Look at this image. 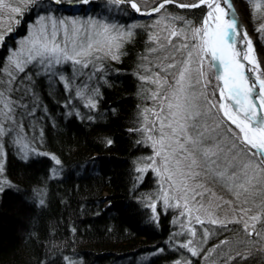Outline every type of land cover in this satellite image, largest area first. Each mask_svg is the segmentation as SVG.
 <instances>
[{
	"label": "snow or ice",
	"instance_id": "1",
	"mask_svg": "<svg viewBox=\"0 0 264 264\" xmlns=\"http://www.w3.org/2000/svg\"><path fill=\"white\" fill-rule=\"evenodd\" d=\"M49 2L63 5L72 0ZM76 2L88 4L90 0ZM111 2L128 3L136 13L149 16L162 14L169 4L181 9H205L201 26L191 28L190 41L188 34L179 29L166 28L163 36L149 35L148 53L141 57L135 75L141 81L142 98L152 101V106L141 110L140 126L129 131L140 133L142 138L137 144L150 147L152 155L141 158L135 171L141 176L149 170L155 173L160 180L158 195L162 196L165 207L181 208L180 216L189 217V223L195 220L203 228L202 240L198 243L206 242L215 234L212 229L203 227L206 223L226 231L230 230V224L241 225L242 239L221 240L211 250H197L193 239L180 242L177 247L186 249L191 257L203 254L211 264H217V259L220 264H242L254 252H264V76L257 75L254 79L245 76L241 60L249 61L248 53L225 44V26L231 30L229 35L239 34L234 18L223 19L226 9L231 11L230 0H196L190 4L158 0L150 9H142L136 0ZM37 6L39 0H0V47L5 46L6 39L15 31L10 23L6 29L3 25L14 21L18 27L25 13L34 11ZM178 19L161 15L156 23L177 22ZM179 22L186 23L182 19ZM257 31L264 32V25ZM132 36L131 28L91 18L79 22L57 18L42 9V14L38 13L30 26L29 34L5 58L6 63L0 60V150L7 137L17 146L22 159L28 158L27 151H35L24 144L21 134L24 124L20 117L25 113L18 110L31 114L24 103L29 92L23 86L25 82L31 84L33 77L40 75L58 77L66 90L74 89L75 96L86 101L85 108L95 109L99 88H89L87 81L74 86L75 76H87L88 81L93 77L103 78L105 61L119 62L124 55L121 49ZM181 36L184 39L177 44L173 38ZM241 36L245 47L251 48L247 33ZM177 54H180L179 59ZM206 56L210 66L218 68L215 80L222 81L211 92L208 91L210 81L202 71ZM215 61H219L220 67ZM66 64H71L75 70L71 77L60 71V66ZM85 69L89 71L86 73ZM5 156L6 153L0 151V160ZM52 159L57 165L61 163L55 156ZM2 173L0 164V175ZM141 176L137 180H141ZM214 187L226 190L233 200L218 197ZM3 190L0 182V192ZM165 191L172 195H165ZM148 199L147 206L156 213L157 202L151 194ZM171 200L177 203H170ZM43 203L41 199L40 204ZM225 205L237 219L229 218L227 213L224 217L218 215ZM189 234L196 237V229H189ZM212 252L216 253L215 257ZM65 260L73 264L69 258ZM175 264L190 262L177 260Z\"/></svg>",
	"mask_w": 264,
	"mask_h": 264
},
{
	"label": "trees",
	"instance_id": "2",
	"mask_svg": "<svg viewBox=\"0 0 264 264\" xmlns=\"http://www.w3.org/2000/svg\"><path fill=\"white\" fill-rule=\"evenodd\" d=\"M146 1L136 0L142 9L158 2L151 0L149 5ZM47 5L52 13L72 10L43 0L34 11L26 12L22 21H34L36 11ZM112 5L118 9L114 16L118 25L131 28L133 36L121 49L124 55L119 62L105 61L103 78L87 81L89 88H99L95 109L85 108L86 101L55 78L35 76L31 84L23 85L29 89L24 103L31 114L18 111L25 113L20 117L23 131L40 154L22 159L11 140L6 137L3 141L0 151L6 156L0 164L6 183L0 192V264H68L65 257L73 264L188 261L185 252L170 245L174 225L171 214L160 205L156 176L151 170L142 176L135 171L137 162L150 156L151 149L137 144L140 133L129 130L140 126L141 110L151 105L142 98L141 81L135 75L151 43L150 23L168 15L197 24L202 9L169 4L162 14L140 18L128 3L91 0L80 6L78 14L105 19ZM243 11L254 30L250 6H243ZM9 23L12 26L14 21L5 24ZM25 23L15 28L20 36L26 34ZM12 44L10 35L0 47V60L5 63ZM86 79L82 77V81ZM53 156L61 161L59 165ZM149 194L157 202L156 213L147 206ZM230 230L223 232L228 236ZM242 264H264V252H254Z\"/></svg>",
	"mask_w": 264,
	"mask_h": 264
},
{
	"label": "rangeland",
	"instance_id": "3",
	"mask_svg": "<svg viewBox=\"0 0 264 264\" xmlns=\"http://www.w3.org/2000/svg\"><path fill=\"white\" fill-rule=\"evenodd\" d=\"M39 1H43V0H39ZM109 1H111V0H109ZM234 1L236 3L238 11L240 12L241 16L243 17L245 23L248 26L250 34L254 38L255 48L257 49L258 53L262 56V58L264 60V32H258L257 31V29H259L261 27V25H264V0H234ZM146 2H148L147 4H149V5L152 4L151 0H147ZM73 3H77V2H73ZM246 4H248L251 8L250 14H251V20H252V23L254 25L253 28H254L255 32L249 26L246 15L244 14V11H243V6H245ZM64 5H70V7L77 6L76 4H72V2L71 3H65ZM43 10H46L49 12L50 7H48V5H47V6L43 7ZM67 10H69V8ZM79 10H80V8L78 7V8L72 9L70 11V13H68V14H65V13H54V14L56 15L57 18L75 19L78 22L79 21H87L88 19L91 18L93 20H98L101 23L108 22L109 24L118 25L117 19L114 18L115 14L118 13V9L115 8V6H113V5L109 6V9H108L109 14L105 17V19L94 17L93 15L88 14V13L78 14ZM41 12L42 11H40V10L36 11V17H35L34 21L36 20L38 13L42 14ZM49 13L51 14L52 12H49ZM166 16H168V15H166ZM202 16H203V12H201L200 20H199V23H197V24L194 21H190V20L186 21V23H181V22H179V19H178L177 22L163 21L161 24L157 25L156 21L161 18V16H159V17L155 18L150 23L149 30L151 32V35H153V36H163L165 34L164 30L166 28L168 30L179 29V30H182V32L188 34V39L190 41L191 40V28L201 26ZM34 21L26 22V23L24 21L22 22V23H25V28H26V34L25 35L20 36L16 30L11 33V35L14 38V44L9 46V53L13 48L18 47L19 41L25 39V37L29 34L30 26L33 24ZM4 25H5V26H3L4 29H6L9 26L8 24L7 25L4 24ZM78 26H79V24L77 25V27ZM11 27H14V29L17 28L15 23L12 24ZM173 39L175 40V42L177 44H181L184 37L181 36L179 39H176V38H173ZM179 56H180V54H177L178 59H179ZM193 68H195V65H193ZM65 69H68V70L64 71ZM60 71H63L64 75L70 76V77L73 76L74 72H75V70L72 68L71 64H66V65L60 66ZM84 71L87 73L89 70L85 69ZM202 71L205 73V77L210 81V83L208 85V91L211 92L215 88L216 84L221 83V81L217 82L215 80V76L217 74V71L215 70L214 67L210 66L209 57H207V56L205 57V63L203 64ZM48 77H50V76H48ZM50 78H55V79L59 80L58 77H50ZM86 81H88V80L86 79ZM81 82H82V77L79 75H76L75 79H74V86L80 85ZM88 82H90V81H88ZM148 87H154V86L148 85ZM74 93H75V91H74ZM151 106H152V101H151V105H149V107H151ZM148 116H149V119L151 120L152 116L150 113L148 114ZM21 134L24 137V144L30 146V148L33 149L31 147V144H30L31 142H29V140L26 137L23 129H21ZM15 147H17V146L15 145ZM34 150L35 151H27V149H26L28 157L31 155H38L37 154V153H39L38 150H36V149H34ZM19 153H20V151H19ZM20 155H21V153H20ZM150 155H152V149H151ZM2 160H0V163ZM154 175H155V173H154ZM156 178H157V181H158L159 186H160V180L157 176H156ZM0 182H2L3 184L6 183V180L3 177H1V175H0ZM213 190L216 192V195L218 197H223V199L226 201L227 200H233V197L226 190H223L219 187H214ZM160 193H161V188H160ZM164 194L169 195V196L172 195L171 192H167V191H165ZM170 203L175 204V203H177V201L171 200ZM160 205L162 206L163 210L165 212H169L171 214V217H172L171 219H172V222L174 225V230L172 232V235H171V238L169 241L171 247L182 250L183 252H185V254H187L186 256L188 257V261L190 262V264H191V262H193V264H211V260H205L203 258V254L201 256L191 257L190 253H188L186 249H182V248L177 247V245L180 242H186L189 239H193L194 246H196L197 250H200V249L211 250L213 248V246L216 244H219V242L221 240L228 239L231 241H235V240L243 238V233L240 231L241 225H239V224H230L229 228H231V226H234L236 229H234V230L231 229L229 231V233L227 234L228 236H226L223 232L224 230L218 229L216 226H213V225L206 223L203 227H207L209 229H212L215 232V234L210 235L206 242L198 243L199 241L202 240L203 228L200 225L196 224L195 220H192L191 223H189V219H190L189 217L180 216L179 213L182 210L181 208L165 207V205L163 204L162 196H160ZM226 213L229 215V218H231V219H237L238 218V217L231 216V214L228 212V206L227 205H225L224 211L218 212V215L220 217H224ZM201 218L204 219V216L201 215ZM191 228L196 229V231H197L196 237L190 236L189 229H191ZM241 250H243L242 247H241ZM215 256H216V253L212 252V257H215ZM217 264H220L219 259H217Z\"/></svg>",
	"mask_w": 264,
	"mask_h": 264
},
{
	"label": "bare ground",
	"instance_id": "4",
	"mask_svg": "<svg viewBox=\"0 0 264 264\" xmlns=\"http://www.w3.org/2000/svg\"><path fill=\"white\" fill-rule=\"evenodd\" d=\"M224 5L222 4V7ZM202 12L204 14L205 9L201 8ZM203 18V16H202ZM224 20H228L230 19V12L228 11V9H226V13L224 15ZM238 25H239V30L238 33L236 35H229L228 33V43L227 44H231L233 45V49L236 51H240L241 53L243 52H247L249 55V61H251V63H249V61H242L240 57H237V60H241V71L242 73H244L245 76L248 77H252L254 79L255 76L257 75H261L264 76V60L262 58V56L258 53L257 49L255 48V42H254V38L252 37V35L249 32L248 26L245 23L243 17L241 16L240 12L238 11V17L236 19ZM227 27H224V33L226 32ZM247 33V38L251 41L252 47L251 48H247L244 45L243 39L241 34L242 33ZM226 44V42H225ZM218 67L219 66V61H215L214 62ZM250 68H254L255 71L253 72H249L248 69ZM216 71H218V68H215ZM221 75H223V72H220ZM222 83V81H221ZM257 85H258V81H256ZM258 90V89H257Z\"/></svg>",
	"mask_w": 264,
	"mask_h": 264
},
{
	"label": "water",
	"instance_id": "5",
	"mask_svg": "<svg viewBox=\"0 0 264 264\" xmlns=\"http://www.w3.org/2000/svg\"><path fill=\"white\" fill-rule=\"evenodd\" d=\"M230 3L232 5V8H231V11L230 12V18H234L235 20L237 19L238 17V8L236 6V3L234 0H230ZM60 8L62 9H66L67 8V5H58ZM149 15H141L139 14V17L141 18H145V17H148ZM231 30L230 29H226V32H225V35H224V41L226 42V44L228 43V33L230 32Z\"/></svg>",
	"mask_w": 264,
	"mask_h": 264
}]
</instances>
